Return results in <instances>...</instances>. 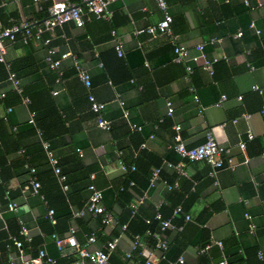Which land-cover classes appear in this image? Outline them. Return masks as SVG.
Masks as SVG:
<instances>
[{
	"label": "crops",
	"instance_id": "crops-1",
	"mask_svg": "<svg viewBox=\"0 0 264 264\" xmlns=\"http://www.w3.org/2000/svg\"><path fill=\"white\" fill-rule=\"evenodd\" d=\"M249 1L256 4L264 0ZM165 2L172 15L171 30L176 43L192 52L196 44L208 41L211 36L222 37L221 43L205 46L208 55L227 57H220L213 64L212 74L193 65L187 79L184 64L173 60L169 37L137 32L162 18L163 12L155 0H115L109 5L112 15L108 20L87 13L81 27L69 22L44 34L50 37L57 52L78 56L90 75V92L104 104L101 113L111 121L109 131L96 125V114L86 97L88 89L75 75L70 58L62 60L59 70H54L45 61L47 47L41 41L32 39L23 43L19 35L15 42H5V60L10 70L11 66L16 69L23 95L34 100L59 164L66 170H74L72 174L89 171L94 185L105 194L102 203L109 207L113 217L107 225L100 223L98 215L85 214L67 222L60 219L57 234L63 236L74 226L79 240L85 241L94 234L96 241L91 247L104 248L106 240L121 232L108 264H139L149 253L158 264L175 262L179 256L184 258L182 264H216L223 257L232 264H264V9L257 6L250 9L243 0ZM41 7L31 0H0V27L22 21L38 22L44 18ZM250 21L261 30L259 35L248 28ZM239 28L243 36L235 38ZM113 30L115 35L111 33ZM117 40L121 42V56L114 47ZM247 63L254 68L250 69ZM7 77L8 69L4 66L0 71V89L5 93L14 91ZM253 85L262 91L253 90ZM55 90L58 92L53 94ZM222 95L226 98L218 104ZM168 100L173 108L171 115L167 114ZM120 101H124L129 119L142 125L141 131L129 130L121 118ZM9 107L12 109L8 112L0 102V135L4 145L11 148L17 139H22L31 161L43 167L37 137L24 133L23 127L30 118L29 106L20 99ZM175 125L180 127L179 134L186 146L201 144L206 132L211 131L218 143L229 147L230 156L239 164L234 169L220 168L216 175L218 184L214 185L207 162L182 161L169 147L174 141ZM248 131L253 135L251 139L247 138ZM240 141L246 143L244 150L238 146ZM21 154L20 151L9 154L5 163L4 177L8 178L0 184V241L15 230L14 220L19 218L38 240L36 247L56 260L43 264H69L75 255L61 256L42 231L50 229L45 219L47 202L28 188L26 170L12 165ZM244 159L246 162L241 163ZM164 160L183 162L187 175L167 167ZM119 161L134 164L137 170L123 171ZM156 166L160 167V178L149 188L142 213L151 214L153 207L159 205L162 216L182 228L165 231L169 244L166 259L145 234L141 235L144 248L126 257L135 228L120 229V223L128 219L127 198L143 193ZM131 176L135 181L133 190H128L127 195L119 193L122 181ZM164 180L177 181L179 186L168 190ZM6 189L18 203L16 212L4 207ZM177 204L191 216L190 221L184 222L183 214L172 215V207ZM251 221L255 224L253 230L249 228ZM209 237L222 241L223 248L212 246L201 250ZM239 250L245 254L244 258L238 256ZM258 251L261 258L256 254ZM35 252L23 253L31 257ZM11 255L20 264L16 248H12ZM7 263L6 251L2 249L0 264Z\"/></svg>",
	"mask_w": 264,
	"mask_h": 264
},
{
	"label": "built area",
	"instance_id": "built-area-1",
	"mask_svg": "<svg viewBox=\"0 0 264 264\" xmlns=\"http://www.w3.org/2000/svg\"><path fill=\"white\" fill-rule=\"evenodd\" d=\"M3 1V0H2ZM50 1V4L47 6L48 15L41 19L40 21H34L32 23L27 21H22L20 23H13L7 27H0V62L5 64V67L8 69V80L11 83L13 89L20 95V99L22 103L28 105L30 100L27 96L23 95L22 88L20 85L19 78L17 77L14 71H11L8 63L5 60V42H15L17 37L20 35V39L23 43H28L30 40H38L41 41L46 47V56L45 61L50 67V69L59 70L61 61L67 58H70L71 64L75 70V75L77 78L83 83V85L88 89L87 99L90 103V109L93 113L96 114V125L109 131L111 129V121L106 119L102 115V109L104 104L96 99L94 94L90 92L91 88V78L88 71L81 65L79 58L76 54L70 52H62L57 55V50L54 46H50V37L44 38V34L46 32H51L55 28H62L65 23L73 22L77 27L83 26L85 22V15L91 14L97 19H110L111 11L109 9V5L111 2L115 0H81V3H75L71 0H31V2L37 6L41 7L43 2ZM244 4L253 9L255 6L261 7L264 9V1H258L256 4H251L249 0H243ZM157 6L163 12L162 18L155 24L150 25L146 28L139 29L137 32H147L150 34L161 33L169 37L172 43V52H173V60L176 62H181L184 64L186 70V78L188 79L189 74L193 71V65H198L209 74L213 73V64L219 60L220 57L227 59L225 55H208L205 50V46L207 43L209 44H219L222 41V37L220 36H211L208 41L201 42L195 45L193 51L181 44L176 43L175 38L176 35L172 33L171 30V22L172 15L168 11L167 4L165 0H155ZM248 28L252 29L257 35L260 34L261 30L256 27L253 21H250L248 24ZM112 35H115V31L113 30ZM64 36V35H63ZM243 36V30L239 28L235 33V38H241ZM115 50L118 56L122 55L121 42L116 41ZM250 69L254 68L252 63H247ZM61 72L58 71V76H60ZM58 80V79H57ZM253 90H257L259 92L262 89L258 85L252 86ZM58 91H53V94H56ZM5 92L0 89V97H4ZM226 96L222 95L218 104L225 99ZM240 98V97H238ZM195 101H198L197 95H194ZM122 106L121 118L124 119L129 127L131 132L141 131L142 125L139 123H135L129 119L128 111L124 108V101L119 102ZM11 107H7V111H11ZM264 109V105H263ZM173 111L171 101H167V114L171 115ZM34 112H30L29 122L33 123ZM245 117L247 116L244 115ZM236 121V119H234ZM175 135L174 141L169 145L175 155H177L180 160L184 161H200L204 160L210 166L208 175L214 179V185L218 184L216 175L220 168L226 166L229 169H234L235 166L239 163L235 162V160L230 156V149L224 145L218 143V141L214 138L211 131L206 132L205 140L196 146H186L182 140L181 135L179 134L180 127L175 125ZM152 137V134L150 135ZM253 137L251 132H247V138L251 139ZM43 148L45 150L48 163L52 167L54 174L56 175L58 182L61 184L63 190L67 189V184L64 183L65 175L62 174L61 168L59 166V161L57 156L54 154L53 150L50 149L49 143L45 140L42 141ZM141 146H145L143 143ZM240 150H244L246 147V143L244 141H240L238 143ZM23 150H20L22 152ZM264 158V154H263ZM246 159L241 163H245ZM164 164L167 167H172L177 170V172L181 175L186 176V172L184 169V163L179 161L178 163H172L169 160H164ZM119 167L123 171H135L136 166L134 164L126 165L122 161H119ZM25 168L29 169L31 176L29 178V186L30 191L38 195L41 199L44 200L43 195L40 194V182L34 176L36 169L35 167L29 166L25 164ZM160 178V167L156 166L151 170V175L149 177V182L147 188L143 191L141 195L135 196L130 204L132 209V214L135 213L137 208L144 204L147 198V193L150 187H152L155 182ZM164 183L167 186L168 190L175 189L179 186L177 181L172 183L164 180ZM134 181H130V185H133ZM90 194L88 197L85 206L82 209L74 210L72 212L73 218L81 217L85 214L90 215H101V224L107 225L113 221V217L109 211H106L105 206L102 203L103 199V191L97 188L93 183L88 187ZM18 203L14 200H11L7 203L6 209L12 212L18 211ZM1 213V208H0ZM48 217L51 219V222L54 223L53 218V209H48ZM179 214H183V221H190L191 216L188 213H184L181 205H176L173 209L172 215L178 216ZM245 217L247 219H251L250 214L245 213ZM153 219L158 221L159 226L157 230L147 229L144 234L149 236L153 240L154 249H157L161 252L162 258L166 256V253L169 248L168 240L165 236V231L168 229H181L182 225H177L173 223V221L169 218H163L162 214L159 211V205L155 206V214ZM146 223L149 224L151 220L149 218L145 219ZM20 224L19 235L23 237V239H19L14 235L8 236L10 242L13 246L16 247L18 251V257L20 259V264H43V263H55V258L48 255L46 251L42 248L38 249L37 254L33 257H27L23 253V242H30L32 240V236L29 233V229L25 225L23 221L18 219ZM126 224H122L120 226L121 231L126 229ZM249 228L253 230L255 228V224L251 221L249 224ZM121 233V232H120ZM120 233L111 239L107 240L104 243V248H92L91 245L96 241V237L94 234L87 236L85 241H80L76 236V229L74 226H70L67 233L63 236L58 235L56 232L51 233L50 239L53 241L54 246L57 252L61 256H67L68 254L75 255V259L70 261L69 264H108L109 257L111 251L117 246ZM209 241L205 244L203 249L207 250L212 246H217L219 248H223L222 241L218 239H214L213 237H209ZM7 249L10 248V245L7 244ZM138 248L143 249V244L141 242V235L135 234L132 238L130 251L125 254L126 257H129L134 250ZM240 251V250H239ZM258 257H262L261 251L257 252ZM184 262V258L179 256L175 262H171L170 264H182ZM9 264H16V259L13 255L9 258ZM139 264H158L157 261L153 258L152 254L149 253L144 260H142ZM217 264H229L227 259L223 257L220 259Z\"/></svg>",
	"mask_w": 264,
	"mask_h": 264
},
{
	"label": "trees",
	"instance_id": "trees-1",
	"mask_svg": "<svg viewBox=\"0 0 264 264\" xmlns=\"http://www.w3.org/2000/svg\"><path fill=\"white\" fill-rule=\"evenodd\" d=\"M50 4V1L45 2L42 7L41 10L42 12H44V17H46L48 15L47 13V6ZM44 38H47L45 35L43 36ZM50 46H54L52 41L49 44ZM62 53V51H60ZM60 52H57V55L60 54ZM4 63L0 62V71H2V69L4 70ZM11 70H13L15 73L17 72L16 69L14 68V66H11ZM17 75V74H16ZM1 77H3V73H1ZM87 97V96H86ZM30 103L28 104L29 109L31 111L34 112V118H33V123H30L29 120H27V123H25L24 125V129L26 130L24 133H26V136H33L35 135L37 137L36 142L38 143L39 148L41 149L42 153H43V157H44V166L41 167V165H35L31 159L29 158L27 151L25 149V144L23 142L22 139H17L13 146L11 148H6V145H4V140L2 139L1 135H0V184L4 183L6 178H8V176L4 177V172L5 169H7L6 167V162H8V155L15 153L16 151H20L23 150L21 153V155H19V158L13 162V167H19V168H23L26 170L27 175L31 176V173L29 172L28 168H25V164H28L29 166L35 167L36 172L34 174V176L37 178V180L40 182V194L43 195L44 200L47 202V206L48 209L52 208L53 209V218H54V223L51 222V219L48 217V214L46 215L45 219L47 224L49 225L50 229H44L42 230L46 235H48V237H50L51 233L56 232L57 233V225L58 222L60 221V219H63V221L67 222L69 220H71L72 217V212L74 210H79L82 209L85 206V203L88 200L90 191L88 189L90 184H94V181L90 178V173L89 171H80V172H75V174L72 172H74V170H66L63 168V166H60L61 168V172L63 175H65V181L64 183L67 184V189L63 190L61 187V184L58 182V179L56 177V175L53 172L52 167L49 165L48 163V159L45 153V150L43 148L42 145V141L45 140L49 143L50 149H52L50 142L48 141V137L46 136L45 130L41 125L40 122V112L38 111L37 106L34 104V100L32 99V97H29ZM88 100V99H87ZM20 101V95L18 93H16V91H7L4 95V97L0 98V102H2L6 107H9L12 104H15L17 102ZM89 102V101H88ZM90 106V103H89ZM11 135L8 136V138ZM18 136V135H17ZM16 136V138H17ZM25 136V138H26ZM24 138V139H25ZM35 142V143H36ZM50 167V168H49ZM137 170V167H136ZM135 170V171H136ZM135 171L131 172V173H135ZM43 173V174H42ZM151 175V172H150ZM149 175V177H150ZM42 177H44L45 179H43ZM131 176L130 178H126V180L122 181L121 185L118 187L119 193H123V194H128L127 192H129L128 190L132 189V185H130V181H134V177ZM149 177L147 180V184L149 182ZM47 182V185H45V183ZM135 183V181H134ZM172 183V182H171ZM29 184V181H28ZM45 185V187H44ZM135 184H133L134 186ZM46 186H49L48 188H46ZM146 187H144L145 190ZM133 190V189H132ZM74 194V197L72 196ZM141 193H136V196L141 195ZM105 196V194L103 195ZM3 197L5 198L4 200V207H6L7 203L9 201H11L12 195L10 193L9 190H5L3 193ZM135 196L133 195H128V209H127V216L128 219L126 221H122L120 223V226L122 224H126V228H131V227H135L132 229L133 232V236L135 234H140L143 235L144 232L147 229H151V230H157L159 223L158 221L153 219V216L155 214V207H153V210L151 214H143L142 213V209L144 208L145 204L140 205L137 210L135 211L134 214H132V209H131V202L133 200ZM178 205V204H177ZM176 206V205H175ZM174 206V207H175ZM174 207H172V212ZM106 211H109V207H105ZM84 216V215H83ZM81 216V217H83ZM101 215H99V221L101 223ZM149 218L151 220V222L149 224L146 223L145 219ZM164 218V217H163ZM18 219L14 220V225H15V230L13 232H10L8 234H6V236H4V239H2L3 241H0V251H2V249L4 251H6L7 254V264H9V258L11 256L12 253V248H16L15 246L12 245V243L10 242V239L8 238L9 234L10 235H14L19 239H23L22 236L19 235V229H20V224L18 222ZM120 222V221H119ZM118 235V234H117ZM149 237V236H148ZM152 240V239H151ZM38 240H36V238L32 237V240L30 242H23V252L26 250H31V251H35V254H33V256H35L37 254V251L39 249V247H36V242ZM82 241V240H80ZM107 241V240H106ZM208 238L206 240V242L200 247V249H203V247L205 246V244L208 242ZM7 244L10 245V248L7 249ZM211 248V247H210ZM242 250L239 251L238 256L240 258H244L245 254L241 253ZM257 254V252H256ZM31 256V257H33ZM168 255H166V257H164L165 259L167 258ZM221 259V258H220ZM229 264H232V262L228 261ZM168 264H170V262H168ZM217 264V263H216Z\"/></svg>",
	"mask_w": 264,
	"mask_h": 264
}]
</instances>
